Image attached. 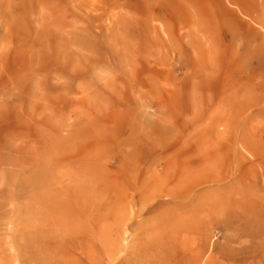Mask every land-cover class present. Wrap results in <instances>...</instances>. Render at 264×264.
Wrapping results in <instances>:
<instances>
[{
  "label": "rangeland",
  "instance_id": "374dc122",
  "mask_svg": "<svg viewBox=\"0 0 264 264\" xmlns=\"http://www.w3.org/2000/svg\"><path fill=\"white\" fill-rule=\"evenodd\" d=\"M0 264H264V0H0Z\"/></svg>",
  "mask_w": 264,
  "mask_h": 264
},
{
  "label": "crops",
  "instance_id": "0c3cea01",
  "mask_svg": "<svg viewBox=\"0 0 264 264\" xmlns=\"http://www.w3.org/2000/svg\"><path fill=\"white\" fill-rule=\"evenodd\" d=\"M262 47L261 46H259V48H257L258 50H260Z\"/></svg>",
  "mask_w": 264,
  "mask_h": 264
}]
</instances>
